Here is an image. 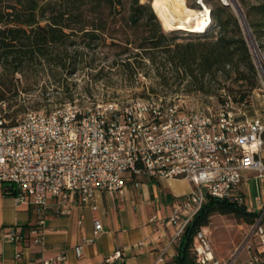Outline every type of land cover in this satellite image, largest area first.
Returning <instances> with one entry per match:
<instances>
[{
    "label": "built area",
    "instance_id": "1",
    "mask_svg": "<svg viewBox=\"0 0 264 264\" xmlns=\"http://www.w3.org/2000/svg\"><path fill=\"white\" fill-rule=\"evenodd\" d=\"M216 1L236 12V0ZM195 7L208 10L211 21L206 33L213 25L212 6L207 0H195ZM256 45L251 44L264 81ZM157 98L121 108L111 102L86 108L69 104L50 113L29 112L15 124L0 114V188L5 187L20 205L33 206L39 215L34 228L11 231L6 240L19 244L30 238L33 245L43 247L51 200L61 214L78 204L96 210L95 194L122 192L127 177L190 182V192L174 200L165 220L173 228L170 246L182 238L208 197L241 204V188L252 178L261 181L264 195V109L249 117L225 101L184 112L175 100ZM262 195L257 198L262 214L254 225L258 254L264 252ZM94 225L98 236L102 223ZM193 251L199 264H235L216 258L204 229L194 238ZM76 252L82 256L80 247ZM66 260L61 255L40 264ZM258 261L256 254L250 264Z\"/></svg>",
    "mask_w": 264,
    "mask_h": 264
},
{
    "label": "trees",
    "instance_id": "2",
    "mask_svg": "<svg viewBox=\"0 0 264 264\" xmlns=\"http://www.w3.org/2000/svg\"><path fill=\"white\" fill-rule=\"evenodd\" d=\"M207 2L212 6L213 25L206 33L184 29L166 33L152 4L140 0H0V69L14 79L17 74L46 65L68 71L67 77H71L77 67L70 53H78L72 48L96 50L109 46L119 50L113 66H119L129 78L149 64L165 87L171 86V80L178 85L187 82L188 94L215 95L221 104L225 101L216 91L225 89L230 82L234 87L226 89L234 103L246 107L259 83L249 44L239 19L229 8L216 0ZM214 3L218 5L215 9ZM245 16L259 43L264 37V3L252 7ZM214 28L218 30L216 36ZM183 34L189 37L183 39ZM134 51L133 56L128 55ZM3 87L5 83H0V102L7 94ZM6 117L11 120V115ZM11 122L16 123L13 119ZM3 193L12 197L5 187ZM241 198L240 204L235 199L208 197L174 245L172 264H199L193 251L194 238L209 225L214 214L233 215L254 226L262 212L248 211L243 191ZM22 244L38 247L30 238ZM263 257L264 252L259 254L260 261L252 264H264Z\"/></svg>",
    "mask_w": 264,
    "mask_h": 264
},
{
    "label": "crops",
    "instance_id": "3",
    "mask_svg": "<svg viewBox=\"0 0 264 264\" xmlns=\"http://www.w3.org/2000/svg\"><path fill=\"white\" fill-rule=\"evenodd\" d=\"M191 187L187 180L151 181L146 176H134L126 178L122 192L98 191L96 210L78 204L61 214L51 200L43 247L6 240L11 231L26 233L34 228L39 215L33 206L20 205L0 188V264H40L61 255L67 257L63 264H172L176 256L175 246L169 245L173 228L167 227L165 220L174 200L187 195ZM261 188V181H256L255 191L248 187L245 191L246 206L257 212L262 206L257 200ZM261 197L264 201V195ZM95 221L103 226L98 236L94 235ZM78 247L81 257L76 252Z\"/></svg>",
    "mask_w": 264,
    "mask_h": 264
},
{
    "label": "rangeland",
    "instance_id": "4",
    "mask_svg": "<svg viewBox=\"0 0 264 264\" xmlns=\"http://www.w3.org/2000/svg\"><path fill=\"white\" fill-rule=\"evenodd\" d=\"M153 1L140 0L141 3L152 4V8ZM236 2L246 14L252 7L264 3V0H236ZM216 6L218 5L214 3L213 8L215 9ZM184 9L198 11L195 7V0H184ZM229 9L237 17L235 11L232 8ZM240 25L256 66L257 58L254 49L249 43L245 29L241 23ZM162 27L166 33L171 32L167 31L163 25ZM181 29L184 27L177 30ZM217 31V28H214L213 35L216 36ZM181 36L183 39L189 37L186 34ZM80 42L81 40H78V43ZM256 43L259 57L264 66V48H259V45L264 47V37L259 43L257 41ZM76 50L77 54L70 53L74 56L77 67L75 74L71 77H67L68 71L46 65L24 75L17 74L14 79L8 78L0 69V83H5L3 89L6 88L7 91L5 100L0 102V114L7 120L10 119L6 115H11V120L18 122L29 112L50 113L69 104L86 108L111 102L121 108L147 99L156 101L157 97H160L166 101L175 100V103L181 105L184 112H188L203 106L212 107L219 102L215 95L188 94L187 82L178 85V83L173 84V80H171V86L165 87L161 84V80L155 77V68L150 67L149 64L147 67L139 69L140 74L129 78L119 66H113V62L118 60L116 56L119 52L118 49L109 46L96 50L84 49L82 46H75L71 49V51ZM135 52L128 55L133 56ZM126 57L127 55L121 59ZM146 73L147 76L144 77ZM258 74V88L250 95L249 104L246 107H240L234 103L233 95L229 94L226 89L234 87L230 82L225 84V89L218 90L216 93L222 95L224 101L230 102L235 112L244 110L249 117H253L264 109V81L259 71ZM256 181L259 182L251 179L249 185H244L241 191L245 193L247 187L250 191H255ZM204 230L218 259H232L235 264H250L252 258L256 254L259 255L260 246L254 233V226L236 219L233 215L214 214ZM262 261H264V257Z\"/></svg>",
    "mask_w": 264,
    "mask_h": 264
},
{
    "label": "bare ground",
    "instance_id": "5",
    "mask_svg": "<svg viewBox=\"0 0 264 264\" xmlns=\"http://www.w3.org/2000/svg\"><path fill=\"white\" fill-rule=\"evenodd\" d=\"M153 8L167 31L184 27L194 29L195 33H204L211 21L208 10H185L184 0H154Z\"/></svg>",
    "mask_w": 264,
    "mask_h": 264
},
{
    "label": "water",
    "instance_id": "6",
    "mask_svg": "<svg viewBox=\"0 0 264 264\" xmlns=\"http://www.w3.org/2000/svg\"><path fill=\"white\" fill-rule=\"evenodd\" d=\"M235 13H236L240 23L242 24V27L245 29V32L247 34V37H248L250 43L252 45H254L256 43L255 37L253 36V33H252V31L248 25L246 16H245L243 10L241 9V7L238 3H236V12ZM261 67H262V65H261ZM262 76L264 78V71L262 72Z\"/></svg>",
    "mask_w": 264,
    "mask_h": 264
}]
</instances>
